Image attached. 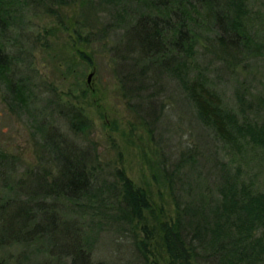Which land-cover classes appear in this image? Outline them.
Instances as JSON below:
<instances>
[{
	"label": "rangeland",
	"instance_id": "374dc122",
	"mask_svg": "<svg viewBox=\"0 0 264 264\" xmlns=\"http://www.w3.org/2000/svg\"><path fill=\"white\" fill-rule=\"evenodd\" d=\"M2 5L3 16L11 23L0 32V51L7 61H3L6 68L0 67V209L10 202L27 203L30 210L19 229L16 206L9 217L0 212V236L12 237L16 229L19 237L23 235V241L0 243V264H71L69 258L52 256L46 239L34 233L40 221L37 207L49 203L58 218L81 229L93 264H166L156 240L147 249L139 245L145 239L143 225L153 227L149 213L142 224L117 223L94 208L99 192L91 193L92 201L76 204L64 197L47 199L43 192L30 197L31 191H22L23 185L29 187L39 176L47 183L60 176L47 143L50 134L57 133L65 150L75 147L85 156L87 169L100 177L99 185L113 183L121 190L124 176L146 189L155 212L162 210L169 218L175 215V199L182 205H199L206 186L209 197L216 195L213 177L208 178L214 163L239 167L244 179L264 193V148L252 146L241 152L226 148L199 122L181 84L169 72L160 77L148 72L139 78L146 86L138 92L122 83L128 73L124 56L136 57L131 45L126 50L134 17L160 14L149 0H4ZM246 9L245 23L256 56L230 71L202 57L197 67L229 109L262 122L264 0H246ZM200 10L193 15L195 29L211 37L205 9ZM79 111L88 125L77 133L69 116ZM187 148L195 149L198 163L178 172L171 188L159 171L164 163L171 171ZM115 201L112 195L108 207ZM108 214H116L112 206ZM8 223L10 230L4 229ZM61 230L52 242L63 245L66 237Z\"/></svg>",
	"mask_w": 264,
	"mask_h": 264
},
{
	"label": "trees",
	"instance_id": "16d2710c",
	"mask_svg": "<svg viewBox=\"0 0 264 264\" xmlns=\"http://www.w3.org/2000/svg\"><path fill=\"white\" fill-rule=\"evenodd\" d=\"M149 1L160 14L143 16L140 13L134 17L126 50L131 45L136 57L124 56L128 73L122 83L138 92L146 86L138 80L148 76V72L152 71L158 77L169 72L181 84L199 122L226 148L240 152L252 146L264 148V121L258 122L243 112L239 115L229 109L222 95L197 67V59L202 57L218 62L224 71H230L256 56L251 32L245 23L246 0ZM2 2L4 0H0V32L11 23L3 16ZM201 8L205 9L208 22L205 24L211 31V37L203 36L195 29L197 23L193 15L200 13ZM5 58L0 51L1 68L7 67L3 62H7ZM142 63L141 70L137 71L135 66ZM69 117L77 133L88 125L82 111L72 112ZM48 138L50 141L47 140V143L51 145L60 176L53 178L51 183L42 182L43 177L39 176L29 187L22 186V191L32 192L25 195L39 197L43 192L47 199L64 197L78 204L83 199L90 200L91 193L96 191L100 195L94 200L98 202L92 204L98 213L123 224H132L134 220L142 224L147 220L146 213H149L153 227L150 230L148 224L143 225L145 239L139 245L147 249L156 240L166 255V264H264V193L244 179L239 167L233 169V166L229 167L232 163H214L208 178L213 177L216 195L209 197L211 190L206 186L199 205H182L180 200L175 199V215L169 218L162 210L158 214L155 212V205L146 189L136 187L124 176L120 177L121 190L113 183L99 185L100 177L94 174V169H87V159L82 153L75 147L65 150L66 145L57 133L50 134ZM195 157V149L187 148L176 158L171 171L166 168V163L162 165L160 176L173 188L178 172L185 166L193 169L198 163ZM103 192L108 195L105 197ZM112 195L116 200L111 203L116 212L114 216L108 214L111 207H108V202ZM49 204L47 207L38 205L36 213L40 221L35 225L34 233L40 239H46L52 256L69 258L71 264H93L86 244L81 240V229L73 221L58 218ZM28 205L7 202L0 212L3 216L4 210L9 217L11 207L16 206L18 209L14 217L20 222L19 229L29 217ZM59 228L62 229V236L66 237L67 243L63 245L57 240L52 242ZM4 229L10 230L11 225L8 223ZM18 229L12 237L2 234L0 243H5L6 239L23 241Z\"/></svg>",
	"mask_w": 264,
	"mask_h": 264
},
{
	"label": "water",
	"instance_id": "95a60500",
	"mask_svg": "<svg viewBox=\"0 0 264 264\" xmlns=\"http://www.w3.org/2000/svg\"><path fill=\"white\" fill-rule=\"evenodd\" d=\"M91 77V76H90Z\"/></svg>",
	"mask_w": 264,
	"mask_h": 264
}]
</instances>
